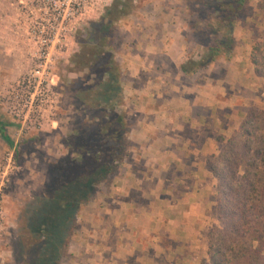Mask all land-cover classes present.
<instances>
[{"label":"crops","instance_id":"0c3cea01","mask_svg":"<svg viewBox=\"0 0 264 264\" xmlns=\"http://www.w3.org/2000/svg\"><path fill=\"white\" fill-rule=\"evenodd\" d=\"M170 11L143 19L138 39H126L119 59L127 72L123 94L135 153L118 186L102 190L107 206L91 205L96 212L81 228L79 251L91 254L92 264L208 260L207 232L219 221L217 180L207 160L219 153V138L231 137L249 111L264 103V78L249 61L264 34V14L256 6L235 29L233 57L192 76L181 72L187 26Z\"/></svg>","mask_w":264,"mask_h":264},{"label":"trees","instance_id":"16d2710c","mask_svg":"<svg viewBox=\"0 0 264 264\" xmlns=\"http://www.w3.org/2000/svg\"><path fill=\"white\" fill-rule=\"evenodd\" d=\"M182 1L189 48L181 72L186 76L233 57L235 29L250 15L253 2L264 14V0ZM144 3L114 0L99 20L77 33L79 51L60 64L75 76L68 87L75 108L72 133L63 140L68 153L45 164L44 187L20 216L18 264H62L78 243L82 212L102 190L116 188L124 167L133 161L132 123L123 94L127 74L117 59L115 39L119 23ZM249 61L264 78V34ZM9 126L0 119V134L19 161L30 143L15 145L7 135ZM219 142V153L206 166L217 180L220 226L208 232L209 260L201 264H264V109L252 108L239 129Z\"/></svg>","mask_w":264,"mask_h":264},{"label":"rangeland","instance_id":"374dc122","mask_svg":"<svg viewBox=\"0 0 264 264\" xmlns=\"http://www.w3.org/2000/svg\"><path fill=\"white\" fill-rule=\"evenodd\" d=\"M167 3L169 4L167 5ZM251 5L252 10L249 16L252 15L254 6L257 7V1ZM183 10L182 0H145L144 7L141 10L137 9L131 17L119 23L115 39L118 48L117 59L119 60L124 55L123 49L126 39L131 37L132 39H138L140 25L141 23L145 25L142 20L148 19L149 14L154 11H160L161 13L170 11V13L175 12L178 14L179 19L184 21ZM183 24L186 25V22L184 21ZM16 59L18 58L10 54L5 44H0V119L6 123H11V126L7 129V135L14 141L15 145L27 141L30 143L26 148L27 152L23 153L21 159L17 161L14 156V164L8 168L6 158L13 149L10 148L0 134V184L5 177L4 187L0 191V206L4 210L6 225L1 237L0 264H18L17 254L20 245L18 235L20 227L18 223L21 221L20 216L24 213L27 201H32L35 194L41 192L44 187L46 182L45 164L60 159L68 153L63 140L72 133V122L75 115V108L68 88L75 76L65 72L64 66L59 65L53 70L51 76L52 94H54L57 102L56 108L50 110L49 104L45 107L48 112L51 111L52 120L50 122L46 121L48 125H46L45 130H40L33 124L30 125L28 120L32 113L30 109L25 107L26 91H29V88L22 87V83L26 82L25 85H27L28 76L34 69L17 64ZM124 72L127 74L126 71ZM30 91L35 92L36 90L31 87ZM255 108L263 110L264 103ZM15 113L20 114V117L16 116ZM26 117L28 118L27 122H25ZM104 201V196L100 195L93 203L94 208L97 207L96 202L100 208L99 210H101V205L106 207L108 202L106 201L105 204ZM91 207L93 206L88 207L80 215L81 228L86 225L91 213L96 212V209H91ZM218 226H220V223ZM83 238L84 234L79 232L78 243L72 245L70 256L64 259L62 264H77L76 262L78 264H92L87 260V257L91 254L83 257L79 251V245Z\"/></svg>","mask_w":264,"mask_h":264},{"label":"built area","instance_id":"2783aa9c","mask_svg":"<svg viewBox=\"0 0 264 264\" xmlns=\"http://www.w3.org/2000/svg\"><path fill=\"white\" fill-rule=\"evenodd\" d=\"M113 1L0 0V44H5L10 51L13 44L15 51L9 52L18 58L15 62L34 69L28 76L27 85L26 82L22 83V87L29 88L26 91L25 107L32 113L29 120L26 117L25 122L28 120L30 125L45 130L48 125L46 121L52 120L51 111L48 112L45 107L49 104L52 110L57 103L52 94L53 70L71 59L78 50L77 33L89 22L99 20ZM5 13L13 16L9 17V22L1 20ZM31 87L36 91L31 92ZM15 115L20 117L18 113ZM14 156V150L8 154V168L14 164ZM4 178L0 191L5 184ZM5 226L4 210L0 206V244Z\"/></svg>","mask_w":264,"mask_h":264}]
</instances>
